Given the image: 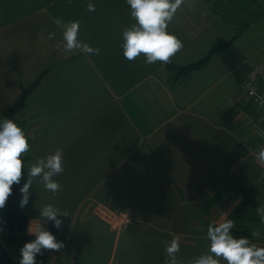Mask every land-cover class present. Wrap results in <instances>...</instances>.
<instances>
[{"label":"crops","instance_id":"0c3cea01","mask_svg":"<svg viewBox=\"0 0 264 264\" xmlns=\"http://www.w3.org/2000/svg\"><path fill=\"white\" fill-rule=\"evenodd\" d=\"M89 2L0 0V118L19 99L22 88L31 86L44 71L27 95L26 105L8 113V117L20 125L29 121L31 124L35 118L43 120L40 136L62 127V134L50 138V142L54 150L62 149L65 157L66 151L72 149L83 160L89 159L83 152L94 138L99 141L100 150L108 153L104 161L111 159L112 165L115 160L128 157L133 159L130 166L134 169L137 159L148 170L155 169L165 177V170L170 174L171 181L167 179L170 184L166 186L177 193L174 196L184 203L183 209L171 212L173 224H153L154 228L146 223L131 225L132 221L121 224L128 222L130 216L113 217L109 225L117 231L126 226L136 230L138 225L151 231L150 238L137 240V252L132 251L135 240L131 239V249L123 256L118 252L115 263L167 264L165 248L172 238L164 234L171 232L182 237L176 253L178 264H191L208 251L209 240L203 234L196 237L186 233L201 232V227L208 229L225 212L235 222L233 230H247L250 242L264 246V221L257 213V207H264V161L251 154L258 142L244 126H235L232 114L224 107L227 100L240 97V93L229 96L227 87L220 85L223 77L210 76L211 57L202 67L178 78L173 77L168 62L145 63L144 54L132 60L125 58L122 32L135 22L130 6L126 0H92L95 11H89ZM255 5L254 0H183L168 24V30L183 41V47L169 62L175 66L196 62L216 45L219 38L215 35L222 32V25L232 24L237 17L240 22L255 13ZM56 17L65 22L79 20V38L98 47L99 52L57 47V42L63 41V28L54 23ZM53 31L56 35L49 39L48 33ZM215 103L217 110L215 105L210 106ZM29 106L37 115L27 118L23 111ZM40 147L50 154V149ZM213 149L216 151L211 158L208 151ZM225 151L228 153L224 157ZM237 155V171L226 170L231 169V161ZM92 157L96 159L97 154ZM204 167L214 168L210 170L214 178L208 180L202 174ZM91 175L89 172L83 176L92 181ZM30 193L33 195L32 190ZM71 203L68 214L72 215L81 207L74 205L73 211ZM57 206L63 210L62 203ZM42 207L38 198L23 211L28 216L29 239L34 237L28 230H34L39 222L49 227L51 221L28 212ZM80 212L85 214L80 222L72 219L59 229L58 238L65 241L64 247L57 254L45 250L48 260H37V264H97L95 251L89 255V233L96 225L91 224L88 231L85 227V221L93 216L91 207H82ZM97 219H93L95 224ZM117 219L120 222L116 224ZM256 231L261 232L259 237L254 235ZM114 243L116 248L117 238ZM131 254L134 258L129 257ZM19 257L20 247L9 244L4 233H0V264H19Z\"/></svg>","mask_w":264,"mask_h":264},{"label":"rangeland","instance_id":"374dc122","mask_svg":"<svg viewBox=\"0 0 264 264\" xmlns=\"http://www.w3.org/2000/svg\"><path fill=\"white\" fill-rule=\"evenodd\" d=\"M254 2L256 4L255 6L258 7V11L251 14L250 11H247V14H250V16L244 17L240 22H238L239 18L237 17L232 24L229 25L225 23V29L228 27V30H225L223 28L224 25H222V32L215 35L219 38L215 44L225 43L236 34L237 37L224 45L221 51L211 53L213 45L207 53L211 54L210 57L212 58L208 65L210 76L218 77L221 75L223 77L220 85L224 88L227 87L229 96L238 95L241 91V83L244 81L243 78L247 77L249 71L255 65L264 62V0H254ZM246 24L247 26H243ZM205 55L203 54L201 58ZM212 105H215L216 110L219 107L218 103L210 104V106ZM23 112L27 118L31 115H37L33 107L30 106ZM28 124H23L21 126L27 134H30L29 143L32 147L23 154L27 157L26 164L30 169L31 165L35 163L38 158H46L48 155V153L42 152L44 147L41 148L40 146H45L47 149H50L51 152L49 153L55 151L53 149V144L50 142V138H56L62 134L59 131L62 127L54 128L49 133H46L45 136H40L43 120L37 121V118H35L31 124ZM43 130L45 131L46 129L43 128ZM92 139V143L88 144L86 147V149L88 148L87 151L85 150L86 153L85 151L83 152L89 159L83 160L80 158V154H76L72 149L66 151L67 157L63 156L64 171L57 174L55 177L61 184V188L58 192L54 193L44 188L43 182L39 177L33 178V184L30 190H32L33 195L36 194V196H30L28 204L22 208V211H26L30 203H32L33 200L36 201L38 198H40L42 206L50 202L57 205L62 203L63 210H67V213L70 202H72L73 211H75L74 205L80 206V210L82 207H91L93 216H90L87 221L84 220L87 231L89 230L87 228H90L91 224L96 225L95 228L92 227L90 230L91 233H89V236L91 235L92 237L89 242V255L93 254L95 251V262L97 264H106L107 262L108 264H119L115 263V258L118 259L119 255L123 256L129 252V249H131L129 247V241L131 239L135 240L134 244L131 243L133 245L132 251L137 252V240L150 238L151 231L147 227H141L139 225L135 227L136 230H132L133 226H126V228L121 227L118 230L119 232L113 229L109 224L112 218L116 216L114 213L118 209L125 207L122 209L130 210L128 222L121 224L130 223L132 221L131 225L146 223L149 227L154 228V225L158 224H173L171 212L176 211L178 208L183 209L182 206L184 203L179 202V199L174 196L177 193L171 191L170 188L166 186L169 182H166L167 178L159 171L156 172L155 169L148 170L137 159H135L137 168L134 169L130 166L133 159L128 157H124L122 160H115V164L112 165L111 159L104 161L108 153L100 150L101 145L99 141L96 140L95 142L94 138ZM37 144L40 145L36 146ZM92 149L97 150L94 151ZM215 151V149L208 151L211 154V158ZM223 151L224 150L221 149L222 153ZM123 153L126 155L128 152L125 151ZM216 153H220V151ZM227 153V151L224 152V157ZM95 154H97L96 159L92 157ZM251 154L255 156L254 151ZM134 155L135 154L131 155L132 158ZM100 161H102V163H100ZM231 163L233 164L231 169L230 167H226V170L229 169L232 172L237 171L236 165L240 163V157L237 155ZM119 167L120 169L118 170ZM204 169L201 171L202 174L207 175L208 180L212 179L213 176L211 171L214 168L204 167ZM89 172H92V181H86V177L83 176L89 174ZM200 178L203 177L200 176ZM76 179L78 181H76ZM249 199L252 198L249 196ZM40 209L41 208L28 210V212L33 213V215H39ZM80 210H77V212L72 215L68 214L67 217H63L64 224L72 219L80 222V219L85 216ZM162 211L167 213V215L164 216V214L162 215L159 213ZM94 218L98 220L97 224H95ZM119 222L120 219L115 220L116 224ZM71 223L73 222L71 221ZM203 228L204 227L200 228V230H202L201 232H187L186 234H192L196 237L198 234H203V238L208 239L207 229ZM170 233L171 232L164 235H168V238L177 236V234ZM73 235L76 236L75 231ZM189 235L186 239L189 238ZM178 236L182 239L180 235ZM115 238H117L116 248L114 243ZM126 238L127 242L124 241ZM58 251L60 250H52L54 254L59 253ZM118 252L120 253L119 255ZM129 257L134 258V255L131 254ZM93 264L95 263L93 262Z\"/></svg>","mask_w":264,"mask_h":264},{"label":"clouds","instance_id":"9594fccd","mask_svg":"<svg viewBox=\"0 0 264 264\" xmlns=\"http://www.w3.org/2000/svg\"><path fill=\"white\" fill-rule=\"evenodd\" d=\"M130 6V15L135 22L125 27L122 36V49L125 58L132 60L144 54L145 63L169 62L179 49L183 41L168 30V24L175 15L183 0H126ZM89 11H95V4L90 0ZM54 23L63 28V41L57 42V47L65 51L80 49L85 53L99 52L98 47L82 41L79 38L80 21L65 22L61 17L54 18ZM56 33L49 32V39ZM30 149L29 137L18 120L12 117L0 118V209H3L13 184H20L22 194L19 207L24 208L30 199V188L33 178L39 177L44 188L58 192L60 182L55 179L57 174L64 171L62 149H56L47 157H40L30 169L23 155ZM258 159L264 161V148L258 153ZM22 168L27 170V178L21 184ZM261 221H264V207H257ZM39 215L51 221L56 229L64 224L63 217L68 213L61 210L55 203H47ZM235 222L228 212H225L217 223L209 224L207 237L209 240L208 251L194 258L191 264H264V246L250 242L246 235L233 234ZM4 231V217L0 216V233ZM33 239L26 240L20 247L19 264H37V256L43 255L45 250H59L65 241L59 239L51 228L39 222L34 230H28ZM261 235L260 231L254 233ZM168 255L167 264H178L176 253L180 251L179 236L173 237L166 244Z\"/></svg>","mask_w":264,"mask_h":264},{"label":"trees","instance_id":"16d2710c","mask_svg":"<svg viewBox=\"0 0 264 264\" xmlns=\"http://www.w3.org/2000/svg\"><path fill=\"white\" fill-rule=\"evenodd\" d=\"M225 44L215 45L213 47V51L221 49ZM210 54L206 55L205 57L197 60L196 62L184 65V66H175L173 62H168L166 65L167 67L173 71V77L178 78L189 71L202 67L209 59ZM44 71L37 77L34 83L31 86L23 87L21 91V96L19 99L8 109V113H13L16 110L24 107L26 105L25 99L27 95L32 91V89L39 83ZM26 157V156H25ZM27 158V157H26ZM27 170L22 168V178L21 184L24 182L26 177ZM165 175L169 181H171L170 174L165 170ZM13 192L10 193L9 198L7 200L6 207L4 208L2 214L0 216L4 217V235L7 242L14 247H21V245L26 241L30 240L27 236V224H28V216L22 211L19 207V199L22 195L19 191L20 184H13ZM49 228H51L54 232H56L57 237H59V229H56L53 224L50 222ZM233 233L247 235L249 232L247 230H233ZM47 254L44 252L43 255H38L37 260L45 263L47 259ZM84 264V263H80Z\"/></svg>","mask_w":264,"mask_h":264},{"label":"built area","instance_id":"2783aa9c","mask_svg":"<svg viewBox=\"0 0 264 264\" xmlns=\"http://www.w3.org/2000/svg\"><path fill=\"white\" fill-rule=\"evenodd\" d=\"M242 93L249 101L250 108H244V103L237 100L228 102V107L237 114V121L247 126L257 139L258 145L254 154L258 157L261 148H264V63L256 65L242 83ZM114 214L129 217L126 211L117 210Z\"/></svg>","mask_w":264,"mask_h":264},{"label":"water","instance_id":"95a60500","mask_svg":"<svg viewBox=\"0 0 264 264\" xmlns=\"http://www.w3.org/2000/svg\"><path fill=\"white\" fill-rule=\"evenodd\" d=\"M236 37V35L235 36H233V37H231L230 39H229V41H231L232 39H234ZM4 117H8V115L7 114H5L4 115Z\"/></svg>","mask_w":264,"mask_h":264}]
</instances>
